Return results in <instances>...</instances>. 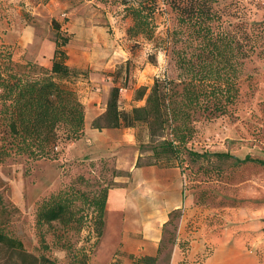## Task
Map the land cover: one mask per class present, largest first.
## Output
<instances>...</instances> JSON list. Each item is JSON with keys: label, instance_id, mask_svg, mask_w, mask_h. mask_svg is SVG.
Returning a JSON list of instances; mask_svg holds the SVG:
<instances>
[{"label": "rangeland", "instance_id": "1", "mask_svg": "<svg viewBox=\"0 0 264 264\" xmlns=\"http://www.w3.org/2000/svg\"><path fill=\"white\" fill-rule=\"evenodd\" d=\"M46 1L0 0V49L10 53L12 62L35 63L33 48L19 44L21 37L34 31L45 39L40 62L49 65L52 42L46 38L54 31L48 14L42 10ZM105 1L114 9L121 5V0ZM138 1L142 0H130ZM213 8L221 16L218 30L230 39L233 48L231 60L226 63L229 67L222 70L231 77L230 90L236 92L233 104L217 117L195 115L194 132L176 156L153 153L163 140L172 139L168 128L153 142H149L145 125L132 128L142 153L139 165L175 166L180 171L182 208L170 214L154 264H169L175 244L180 254L190 252V259L181 258L177 264H219L220 249L228 259H236V264H264V166L241 162L246 156L264 161V52L250 49L244 59L238 52L241 35L251 33V26L264 21V0H216ZM118 13H123V8L116 9L114 14ZM122 23L121 33L112 29L111 22L104 25L108 39L115 36L122 49L115 45L117 51L109 56L116 60L115 67L88 69L82 74L92 72L96 82L104 79L110 89L118 86L119 106L127 111L144 104L154 78L174 81L176 99H180L183 84L179 82L184 75L177 68L179 55H189L196 45L190 30L177 25L175 14L161 0H156L153 8L149 39L128 37L126 29L132 23ZM97 123L102 125L103 121ZM65 146L66 142L58 145L54 160L16 158L0 163V232L18 240L24 251L35 257L45 255L55 258L57 264H70L61 246L69 243L73 251L84 250L90 264H99L105 262L103 253L111 236L104 234V226L96 236L92 202L101 190L121 185L128 172L109 160L88 164L65 160ZM59 189L77 192L72 210L77 220L73 226L78 230H65L57 222L44 226L47 249L42 250L35 227L36 206ZM182 216L185 233L190 231L188 236H180ZM0 264H21V260L0 248Z\"/></svg>", "mask_w": 264, "mask_h": 264}, {"label": "trees", "instance_id": "2", "mask_svg": "<svg viewBox=\"0 0 264 264\" xmlns=\"http://www.w3.org/2000/svg\"><path fill=\"white\" fill-rule=\"evenodd\" d=\"M215 1L161 0L175 14L177 25L189 29L191 41L196 42L189 55L185 52L179 55L177 68L184 75L179 82L183 84L181 98L176 99L174 81L154 78L144 104L127 111L119 106L120 88L112 86L105 112L92 123L95 128H134L143 124L147 127L149 142L162 136L164 129L168 128L172 139L163 140L158 147H154L153 153L176 156L179 147L194 132L192 121L195 115L217 117L227 111V107L234 102L236 92L230 90L233 84L231 77L225 76L222 70L229 67L226 63L231 60L233 48L230 39L218 30L222 21L213 8ZM129 2L121 0L120 3L132 23L126 29L127 36L149 39L156 0ZM50 24L54 31V51L49 68L32 62H12L10 53L0 49V163L16 158L54 160L59 144L73 142L83 134L84 108L66 83L76 73L66 65L65 46L70 35L62 32L54 19ZM241 36L238 52L242 59L248 56L250 49L258 50V54L264 52V21L251 26V33L245 31ZM116 74L112 73V77ZM98 120H102L103 124L99 125ZM241 162L264 166L263 160L248 156ZM136 166L142 165L136 162ZM108 190H101L99 197L92 202L98 237L104 226ZM76 195V191L59 189L37 203L35 227L42 250L47 249L42 231L44 226L57 222L64 225L65 230H78L73 226L77 220L72 210ZM61 246L70 264H90L89 255L81 248L73 251L69 243ZM0 248L15 253L21 264H57L55 258L45 255L35 257L25 252L18 240L1 232ZM135 261L138 264H154L156 257H137Z\"/></svg>", "mask_w": 264, "mask_h": 264}, {"label": "crops", "instance_id": "3", "mask_svg": "<svg viewBox=\"0 0 264 264\" xmlns=\"http://www.w3.org/2000/svg\"><path fill=\"white\" fill-rule=\"evenodd\" d=\"M44 3L42 10L46 11L50 22L54 19L60 30L70 35L65 46L66 65L76 73L66 83L84 108L83 134L66 144L65 160L85 164L109 160L118 169L128 172L127 179L121 185L108 190L104 234L111 236V240L103 253L105 262L99 264H138L135 261L137 257L157 255L162 230L170 212L182 208L180 171L177 167L136 166L142 153L138 150L132 128H95L92 123L105 112L110 86L104 79H101V83L96 82L92 72H88V76L82 74L88 69L94 71L115 67L116 60L109 56L117 51L116 37L108 39L104 25L111 22L112 29L121 33L122 21L127 20L128 26L131 19L124 10L123 13L114 14L123 5L114 9L105 0H47ZM50 35L46 38L52 42L49 61L54 51L53 35ZM44 40L32 31L21 37L19 44L33 48V61L49 68L50 62L47 66L40 62ZM184 224L185 218L182 216L179 222L180 236L190 233H185ZM218 257L219 264H236V259H228L222 249ZM180 259H190V252L180 254L175 244L169 264H177Z\"/></svg>", "mask_w": 264, "mask_h": 264}]
</instances>
